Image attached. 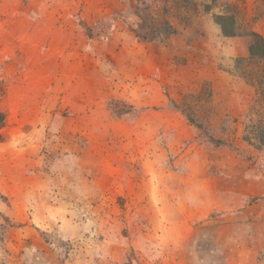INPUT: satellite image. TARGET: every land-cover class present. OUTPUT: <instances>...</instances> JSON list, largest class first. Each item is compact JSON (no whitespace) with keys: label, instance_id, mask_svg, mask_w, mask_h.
<instances>
[{"label":"rangeland","instance_id":"1","mask_svg":"<svg viewBox=\"0 0 264 264\" xmlns=\"http://www.w3.org/2000/svg\"><path fill=\"white\" fill-rule=\"evenodd\" d=\"M251 34L264 0H0V264H264Z\"/></svg>","mask_w":264,"mask_h":264},{"label":"trees","instance_id":"2","mask_svg":"<svg viewBox=\"0 0 264 264\" xmlns=\"http://www.w3.org/2000/svg\"><path fill=\"white\" fill-rule=\"evenodd\" d=\"M215 22L219 25L221 32L224 36L232 37L235 36L234 32V18L233 16H216ZM249 56L251 59L264 60V38L257 35L251 34V43L249 46Z\"/></svg>","mask_w":264,"mask_h":264}]
</instances>
